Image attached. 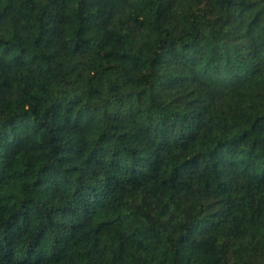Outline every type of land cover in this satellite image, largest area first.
Here are the masks:
<instances>
[{"label": "trees", "instance_id": "16d2710c", "mask_svg": "<svg viewBox=\"0 0 264 264\" xmlns=\"http://www.w3.org/2000/svg\"><path fill=\"white\" fill-rule=\"evenodd\" d=\"M0 264H264V0H0Z\"/></svg>", "mask_w": 264, "mask_h": 264}]
</instances>
